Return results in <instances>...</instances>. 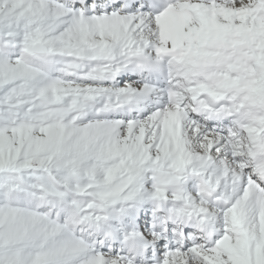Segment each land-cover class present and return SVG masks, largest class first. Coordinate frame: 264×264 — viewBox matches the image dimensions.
<instances>
[{
    "label": "snow or ice",
    "instance_id": "1",
    "mask_svg": "<svg viewBox=\"0 0 264 264\" xmlns=\"http://www.w3.org/2000/svg\"><path fill=\"white\" fill-rule=\"evenodd\" d=\"M0 264H264V0H0Z\"/></svg>",
    "mask_w": 264,
    "mask_h": 264
}]
</instances>
